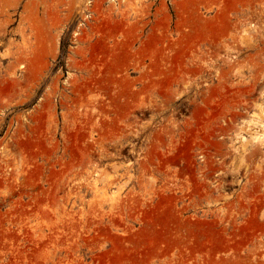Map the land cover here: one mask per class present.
<instances>
[{
	"label": "rangeland",
	"instance_id": "rangeland-1",
	"mask_svg": "<svg viewBox=\"0 0 264 264\" xmlns=\"http://www.w3.org/2000/svg\"><path fill=\"white\" fill-rule=\"evenodd\" d=\"M0 264H264V0H0Z\"/></svg>",
	"mask_w": 264,
	"mask_h": 264
}]
</instances>
